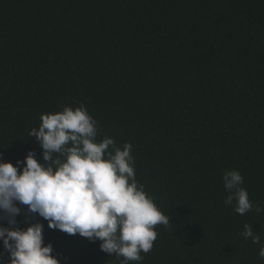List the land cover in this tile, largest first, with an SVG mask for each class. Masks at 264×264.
<instances>
[{"label":"trees","instance_id":"1","mask_svg":"<svg viewBox=\"0 0 264 264\" xmlns=\"http://www.w3.org/2000/svg\"><path fill=\"white\" fill-rule=\"evenodd\" d=\"M81 105L97 141L131 143L137 182L170 218L129 264H264V0H0V158L33 150L43 163L29 132ZM233 169L253 204L244 215L224 205ZM26 215L18 226L43 223L61 264H121Z\"/></svg>","mask_w":264,"mask_h":264},{"label":"clouds","instance_id":"2","mask_svg":"<svg viewBox=\"0 0 264 264\" xmlns=\"http://www.w3.org/2000/svg\"><path fill=\"white\" fill-rule=\"evenodd\" d=\"M38 128L29 132L41 146L43 163L33 150L15 164L0 158V241L9 253L8 264H61L45 244L43 223L19 227L17 216L26 207L25 220L38 215L48 227L69 235L79 234L117 257L121 264L141 261L157 238V225L170 218L135 178L132 145L117 147L111 137L97 141V122L81 105L43 113ZM223 184L229 193L224 205L240 215L253 208L243 176L226 170ZM257 212L262 211L259 206ZM241 235L260 243L253 227L245 224ZM264 259V246L259 250Z\"/></svg>","mask_w":264,"mask_h":264}]
</instances>
